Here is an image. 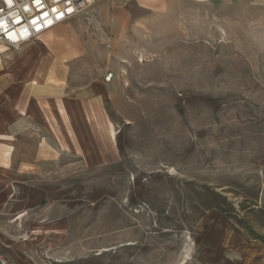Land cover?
Instances as JSON below:
<instances>
[{
    "label": "rangeland",
    "instance_id": "obj_1",
    "mask_svg": "<svg viewBox=\"0 0 264 264\" xmlns=\"http://www.w3.org/2000/svg\"><path fill=\"white\" fill-rule=\"evenodd\" d=\"M94 6L99 28L83 14L65 26L55 84L92 78L116 46L107 118L94 133H48L44 168L0 164V252L9 264H264V0ZM52 34L33 40L35 60ZM3 49L0 151L18 84V49Z\"/></svg>",
    "mask_w": 264,
    "mask_h": 264
},
{
    "label": "crops",
    "instance_id": "obj_2",
    "mask_svg": "<svg viewBox=\"0 0 264 264\" xmlns=\"http://www.w3.org/2000/svg\"><path fill=\"white\" fill-rule=\"evenodd\" d=\"M71 20L50 30H53L54 38L49 40L52 42L49 52L44 49L48 55L35 60L34 52L30 51L33 48L31 41L15 47L18 50L10 56L11 61H14L15 81L18 84L10 91L11 113L6 132L10 133L6 138L9 143L3 144L4 148L0 151L3 169L20 173L44 168L51 163L53 155L48 133H79L78 129L94 133L90 131L93 130L91 120L101 122L107 118L104 111L106 104L113 100L112 89L118 84L117 59L122 57L116 46H113L109 55L105 52L99 54L103 68L99 67L92 78L75 82L68 88L55 84L66 79L62 54H65L63 48L69 44L70 35L63 31L66 25L69 27L73 23ZM121 22L113 17L108 24L115 42L123 40L124 34L119 29ZM84 50L87 54V50ZM84 50L78 51L81 57L86 55ZM6 54L4 49L0 51V60ZM109 71L114 76L105 81L104 77ZM2 122L4 120L0 119V132ZM7 150L10 153L8 165L5 166L2 162L5 161L4 152Z\"/></svg>",
    "mask_w": 264,
    "mask_h": 264
},
{
    "label": "built area",
    "instance_id": "obj_3",
    "mask_svg": "<svg viewBox=\"0 0 264 264\" xmlns=\"http://www.w3.org/2000/svg\"><path fill=\"white\" fill-rule=\"evenodd\" d=\"M95 0H0V44L18 47L27 44L57 25L78 15L99 28V11ZM103 44L111 47L109 33L102 31ZM113 72L104 79L113 78ZM0 264H9L0 252Z\"/></svg>",
    "mask_w": 264,
    "mask_h": 264
},
{
    "label": "bare ground",
    "instance_id": "obj_4",
    "mask_svg": "<svg viewBox=\"0 0 264 264\" xmlns=\"http://www.w3.org/2000/svg\"><path fill=\"white\" fill-rule=\"evenodd\" d=\"M6 166V165H5Z\"/></svg>",
    "mask_w": 264,
    "mask_h": 264
}]
</instances>
